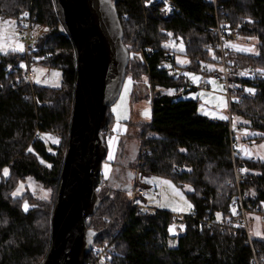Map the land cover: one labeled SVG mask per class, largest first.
<instances>
[{"label": "trees", "instance_id": "trees-1", "mask_svg": "<svg viewBox=\"0 0 264 264\" xmlns=\"http://www.w3.org/2000/svg\"><path fill=\"white\" fill-rule=\"evenodd\" d=\"M111 1L130 56L125 76L131 75L134 81L133 99L151 98V118L141 125L138 135L139 173L161 175L185 187L193 204L189 213L198 218L215 213L229 216L237 189L229 123L201 114L197 99L181 96L191 88L178 90L183 75L170 73L164 64H174V51L166 42L171 37L188 40L184 46L188 68L204 74L212 71L205 72L201 65L211 63L216 53V35L208 30L217 22L241 36H256L255 54H230L233 66H248L249 75L232 77L236 86L231 93L239 100H231L229 108L231 114L246 117L244 127L255 133L252 138L264 141V76L254 68L264 67V0H216V7L207 0H168L171 13L159 1ZM56 8V0H0V15L19 21L30 10L34 24L47 27L36 38L34 54H0V170L10 168L9 177L0 181V264H41L50 245L57 197L53 203L30 199L28 209L23 210L11 191L17 178L31 177L56 193L60 184L76 70L74 46L60 25ZM32 57L34 63L61 69L59 87L22 83L20 63ZM142 77L149 83L150 94L140 88ZM249 85L252 91L246 89ZM158 87L173 89V93ZM106 116L107 131L112 116L109 107ZM54 132L60 139L50 150L43 133ZM119 144L121 140L116 156L121 153ZM235 161L241 162L245 174L241 186L251 212L264 203V160L245 159L236 152ZM101 178L99 173L96 193L102 202L89 217V228L97 232L94 245L108 242L113 251L111 264H252L244 232L193 226L187 221L172 236L170 212L156 208L140 213L130 204L127 191L111 187L107 181L102 188ZM251 240L259 264H264V237ZM91 258L92 249L83 264Z\"/></svg>", "mask_w": 264, "mask_h": 264}, {"label": "water", "instance_id": "water-1", "mask_svg": "<svg viewBox=\"0 0 264 264\" xmlns=\"http://www.w3.org/2000/svg\"><path fill=\"white\" fill-rule=\"evenodd\" d=\"M56 5L74 46L76 80L50 245L41 264H83L97 237L89 217L102 202L96 186L107 152L106 110L119 96L129 52L110 0H56Z\"/></svg>", "mask_w": 264, "mask_h": 264}, {"label": "rangeland", "instance_id": "rangeland-1", "mask_svg": "<svg viewBox=\"0 0 264 264\" xmlns=\"http://www.w3.org/2000/svg\"><path fill=\"white\" fill-rule=\"evenodd\" d=\"M106 1V0H105ZM111 1V0H110ZM112 3V1H111ZM245 16L246 13H243ZM21 19V17H20ZM21 24L16 17L8 15H0V54L17 53L23 54L25 47L21 38L17 35L16 29ZM47 31V27L41 24H34L33 39L36 45V38ZM171 36V35H170ZM229 46L237 53H256L257 38L255 35H244L238 39H230ZM166 46L174 51V64L170 61L164 63L170 69V73L175 75H187L191 79L199 76L198 72L190 71L188 68L189 58L184 53L183 43L175 44V39L171 37L167 40ZM22 47V51L20 48ZM131 49L135 47H131ZM250 49V51H249ZM212 56V54H211ZM130 57V56H129ZM37 61V60H36ZM23 67L24 61H21ZM208 69H219L214 62L206 63ZM233 78L241 75L248 76L246 70L248 66H236ZM32 68L36 74L33 77V82L41 86L59 87L62 81V72L59 68H50L40 63H34ZM260 74L264 76V67L256 66ZM254 70V69H253ZM207 77L208 89H204L201 85L197 90L193 91L192 98L198 97L202 105H200V113H204L208 117L222 119L230 122L233 126L248 124L246 117L239 114L229 113V104L226 96V89L222 82L216 81L209 73H204ZM194 80V79H193ZM234 80V79H233ZM195 81V80H194ZM134 81L131 75H126L117 100L109 106L111 123L105 132L106 156L101 163V181L102 188L107 187L106 184L114 188L124 189L128 197L131 196L132 190L143 188L144 195L137 198L141 205L152 206L161 210H166L171 214H188L192 207V201L186 195V188L176 185L170 178L151 174L144 176L139 173L141 161H138L137 152L139 144V132L144 122H148L151 118V98L139 96L136 100L133 99ZM140 87L150 94L149 83L145 78L140 79ZM233 86L236 84L233 82ZM145 89H144V88ZM162 92L173 93V89L157 88ZM246 89H253L252 86H246ZM198 91V93H196ZM181 96L187 97L188 93H182ZM234 96V95H233ZM232 96V100L235 98ZM145 110L149 115L145 116ZM255 133L244 127L243 130L235 132L234 143L237 155L245 159H261L264 160V141H258L252 138ZM44 138L49 141L48 148L51 150V144H57L60 137L54 132L52 134H44ZM121 152L116 156L118 150ZM116 156V158H115ZM111 157V158H110ZM5 169L7 174H5ZM10 168L4 166L0 170V181L9 177ZM107 181V183H106ZM106 184H105V183ZM101 185H99L101 187ZM8 190V189H7ZM101 190V189H100ZM15 194V195H14ZM11 197L19 200V206L23 210L29 207V201L45 200L53 203L57 197L54 188H50L35 181L31 177L17 178L11 191ZM247 222L250 228L251 235L256 238L264 237V220L261 221L258 215L248 213ZM172 229V231H170ZM168 230L172 236L178 235L180 230L177 225L171 223ZM176 240V237H174Z\"/></svg>", "mask_w": 264, "mask_h": 264}, {"label": "built area", "instance_id": "built-area-1", "mask_svg": "<svg viewBox=\"0 0 264 264\" xmlns=\"http://www.w3.org/2000/svg\"><path fill=\"white\" fill-rule=\"evenodd\" d=\"M153 1H159L163 3L164 9L166 12H172V6L170 5L168 0H149L148 3ZM212 1L214 7H216V0H207ZM27 14V15H25ZM21 24L16 29L17 35L21 38L24 43V54L30 55L34 54L37 51L34 39H33V28L34 22L31 16L30 10H25L21 15ZM209 33L216 35L217 41L215 44L216 53L213 56V61L217 64L219 69H213L211 72H208V68L206 64L201 65V69L205 72H208L213 79L216 81L222 82L224 87L227 91L226 96L228 99V104L230 106V102L232 100V93L231 88L233 87L232 77L234 76V69L236 67L233 66V62L230 58V54L232 53V48L229 46L228 41L230 39H238L241 37L240 33L237 30H232L227 28L224 24L219 22L216 25L212 26L209 30ZM175 44L183 43V45L188 44V40H183L181 37L174 38ZM34 64V58H26L23 64V72L21 75V81L23 84H27L32 86L34 84L33 77L35 76L36 72L32 68ZM250 76H253L251 74ZM190 82L186 75L182 76V83L178 87L179 91H184L190 88ZM201 87L208 89L209 85L206 82L201 83ZM235 99L239 100V98L233 96ZM230 110V108H229ZM230 113V111H229ZM231 114V113H230ZM229 130H230V140H231V155H232V162L236 180V195L234 197V202L231 205V214L229 216H221L219 213H215L214 215H204L201 218H198L194 214H171V223L177 225L179 229H183L186 225L187 221H191L193 226H207V227H218L220 231H225L226 229H232L234 231L240 230L244 232L247 236L248 244L252 250V264H259L258 259L254 253L253 245H252V235L250 232V228L247 222V214L252 213L259 216L261 221L264 220V203L260 205H255L253 210L250 212L247 210V206L245 204L246 200L248 199L245 191H243L241 183L245 178L244 171L240 166V161H235V132L241 131L244 129L243 126H233L229 122ZM34 138L37 137V134L33 135ZM144 195L143 188H134L131 192V196L129 197L130 204L133 208H137L140 213L144 211H155L156 208L148 205H141L137 198ZM219 214V218H218ZM113 251L109 248L108 242H102L98 245H93L92 247V258L91 261L89 260L87 264H91V262H99L100 264H111Z\"/></svg>", "mask_w": 264, "mask_h": 264}, {"label": "crops", "instance_id": "crops-1", "mask_svg": "<svg viewBox=\"0 0 264 264\" xmlns=\"http://www.w3.org/2000/svg\"><path fill=\"white\" fill-rule=\"evenodd\" d=\"M199 73V72H198ZM187 76V75H186ZM188 77V80H189V82H190V90H188L186 93H188L189 94V96H187L188 98H192L191 97V95L193 94V91L194 90H197L198 89V86L199 85H201V83H203V82H206V80H207V77L203 74V73H199V76H197V77H195V78H193V79H191L189 76H187ZM207 83V82H206ZM196 84H199L198 86H196ZM209 85V84H208ZM210 87V86H209ZM205 89V88H204ZM196 93H198V91L196 92ZM191 94V95H190ZM195 99H197L198 100V111H199V108H200V105H202V103H201V101H199V99H198V97H196ZM200 112V111H199ZM201 114H203V115H205L204 113H201ZM210 118H212V117H210ZM217 119V118H216Z\"/></svg>", "mask_w": 264, "mask_h": 264}, {"label": "snow or ice", "instance_id": "snow-or-ice-1", "mask_svg": "<svg viewBox=\"0 0 264 264\" xmlns=\"http://www.w3.org/2000/svg\"><path fill=\"white\" fill-rule=\"evenodd\" d=\"M25 15H27V14H25ZM20 50L22 51L23 49H22V47L20 48ZM249 51H250V49H249ZM248 91H252L251 89H249ZM144 115L145 116H147V115H149V113H148V111L147 110H145V113H144ZM111 158V157H110ZM5 174H7V170L5 169ZM15 195V194H14ZM218 218H219V214H218ZM170 231H172V229H170Z\"/></svg>", "mask_w": 264, "mask_h": 264}]
</instances>
